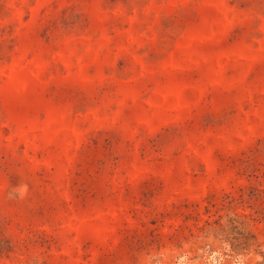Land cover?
<instances>
[{"label":"rangeland","instance_id":"obj_1","mask_svg":"<svg viewBox=\"0 0 264 264\" xmlns=\"http://www.w3.org/2000/svg\"><path fill=\"white\" fill-rule=\"evenodd\" d=\"M0 264H264V0H0Z\"/></svg>","mask_w":264,"mask_h":264}]
</instances>
